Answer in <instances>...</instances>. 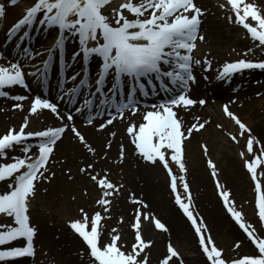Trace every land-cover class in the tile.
<instances>
[{
    "label": "snow or ice",
    "instance_id": "6c2138e0",
    "mask_svg": "<svg viewBox=\"0 0 264 264\" xmlns=\"http://www.w3.org/2000/svg\"><path fill=\"white\" fill-rule=\"evenodd\" d=\"M18 2L19 0H9L13 6ZM227 5L232 13L228 20L242 26L256 46L264 49V9L247 0H227ZM204 15L205 10L198 6L196 0H35L24 15L10 27L6 37L23 40L29 37L27 29H35L39 25L49 30L56 29L57 39L54 46L48 50V58L43 60L42 68L36 67L34 72H26L25 67L29 58L35 59V56L41 54H33L29 49L23 50V60L0 64V97L15 101L27 99L24 95H11L8 89L15 86L28 88L26 78L29 75L46 81L57 52L65 70L69 67V59L75 62L80 58L85 66L93 59L100 61L95 78L87 70L83 75L80 72L70 77L64 75V84L61 85L59 96L61 101L67 99L68 104H73L83 90L87 89L88 95L83 97L82 104L76 107L75 111L81 114L87 111L89 125L107 114L109 118L99 125L100 131L108 128L117 119L123 120L126 112L136 115L140 111L141 96L148 97L150 92L158 93L162 90L168 94V99L163 103L143 105L151 109L144 112V122L138 126L132 123L127 128L136 151L147 162H160L167 170L175 203L191 222L208 264H264V237L257 233L256 228L246 221L243 212L237 209L231 191L219 179L215 162L209 159L207 163L223 205L255 245L258 254L231 260L225 257L224 250L216 245L204 218L195 209L193 195L186 179L184 141L192 136L193 131H201L210 123L208 120L200 122L198 117L197 123L185 129L177 111L208 103L205 99L196 100L188 95L190 83L196 81L193 74L194 65L202 63L193 53L198 47L197 40H205V36L201 34ZM5 16L6 4L4 0H0V20ZM69 39L75 40L79 45L70 58L66 55ZM0 59L4 57L0 56ZM203 64L206 65V71L211 70V60L204 59ZM246 69L264 70V60L240 59L225 63L216 78L230 81L234 74ZM68 80L73 82L70 87L67 86ZM13 107L23 109V104L17 103ZM44 109L56 114L61 121L65 119L57 103L36 96L31 103L30 114L39 115ZM223 112L239 129L236 134L228 133L231 140L239 143V138H246V152L242 151L240 156L245 158L247 153L252 157L245 158V166L255 184L258 217L264 224V142L228 104L223 106ZM66 119L71 122L74 117L68 113ZM28 123V118L25 117L18 130L10 128L0 136V182L6 184V190L0 191V216L10 218V222H0V262L18 257H34L36 254L34 239L37 236V228L31 224L30 205L36 196L39 182L51 181L55 176L51 171L50 162L57 142L62 139L64 133L71 128L88 153L93 156L97 154V149L74 124L26 131ZM217 127L223 128V125ZM111 136L115 137L116 133L111 132ZM33 139L37 143L33 144ZM254 145L257 146L256 149ZM111 146L109 141L106 147ZM34 147L37 152L32 151ZM17 148L22 154L10 155ZM204 152L207 155V146H204ZM124 155V146L121 144V161ZM171 163L176 164L185 175L174 174ZM93 168L94 163H88L79 171L87 174L102 190L96 203L101 206L104 214L110 213L112 197L120 193L123 185L113 183L107 175L101 177L99 173L94 174L90 171ZM71 178L69 176V179ZM133 203L138 204L139 208L131 224L135 242L130 249L122 242L117 228H112L107 233L109 238L105 242L104 221L110 217L102 215L101 211L89 216L84 208H81V217L70 221V227L86 244L92 264H148L146 250L151 247L153 241L144 237V222H151L156 229L165 233L169 232V228L153 214L142 211L149 208L144 200L133 198ZM120 222L123 223L122 217ZM18 240L24 241L25 245L4 247ZM235 247L239 248L240 244L237 243ZM167 253L161 264H170L173 258L183 264L180 252L171 242L167 246Z\"/></svg>",
    "mask_w": 264,
    "mask_h": 264
},
{
    "label": "bare ground",
    "instance_id": "6f19581e",
    "mask_svg": "<svg viewBox=\"0 0 264 264\" xmlns=\"http://www.w3.org/2000/svg\"><path fill=\"white\" fill-rule=\"evenodd\" d=\"M197 4L205 10V15L202 17L203 23L201 32V34L205 36V45L216 47V49H218V47L226 48L223 41V21L218 17L219 12L214 0H197ZM249 44L254 45V43ZM222 50L223 51L220 53L221 59L222 56L226 59L228 53L226 50ZM259 55L264 57V49H261ZM195 66L196 74L203 70L204 72L206 71V68L202 63ZM201 67L203 70H201ZM213 72L215 71L212 70V73ZM255 77L259 80L261 77L259 72L252 73L250 76H247L246 79L244 78L233 84L237 88L245 86L246 84H253L252 81ZM230 92V87H225L223 84L219 85L218 83H216L215 86H212L206 79V84H204L203 87L199 86L193 88L192 91L189 92V96L196 100L205 99L208 103L204 106L197 104L191 109H177L178 115L182 119L183 127L185 129L197 123L198 117L200 118V122H203L204 120L210 121L204 129L198 132L193 131L192 136L184 141V159L185 164L189 169L187 177L188 181L191 183L190 190L196 202L194 205L195 209H198L197 211L202 217L206 215L207 220L212 223V229L215 233H212L211 236L216 237L221 229L224 227L226 228L229 225L230 228L228 234L234 238L235 245L239 243L240 247L244 248L243 252L246 247L247 252L257 253L258 250L255 245L237 223H234L226 215H222V211L218 205L217 196L214 195V188L216 186L215 179L212 177L211 169L207 163L209 159L215 162L221 183L231 191L234 200L240 199L241 196L239 190L241 189V180L246 178L248 171L245 166V160L237 154V152H239V147L233 146L228 139L230 136L226 134L229 132L233 134L237 133L234 122L228 118H224L225 115L223 113V106L229 104L232 100ZM220 103L223 104L221 105V111L219 112L218 104ZM14 104H16V102L11 98H7L6 101H0V134L7 132L10 128H18L25 117L31 121V126L34 127H36L38 121H41L42 126L45 127L48 125L51 127H59L62 126V124H70L66 117L64 123V120L59 121L60 119L51 116L48 112H41V115L29 116L26 114L29 109L28 103H23V109L14 108ZM260 106H262L261 109L264 108V102L260 103ZM232 111L235 113L234 109H232ZM142 115L143 111L137 112L134 116L131 115V113H127L123 120L117 119L106 131L98 130L96 125L92 127H82L74 124L75 127L86 137L89 143L97 149V154L93 156L91 153H88L87 149L80 144L78 139L74 136V133L71 131V128H69L65 138L57 145L58 156L56 157V162L50 166L51 171L55 173V176L52 177L51 181H44L46 185L50 187V192L52 194H61L63 196L58 195L66 205L73 204L70 202L69 197L73 195L74 190H72V188H76L78 185V187L82 189H77L74 192L78 208H84L89 216H92L96 212L94 204L95 200H98L101 197V194L93 192L95 182H93L87 174L81 173L79 169L86 167L88 163H94V168L90 171L94 174L99 173L105 175L102 173L103 171L101 169L107 168L106 171H110L109 168L113 165L112 161L118 159V156H120V146L122 144L125 151L124 156L128 157V160L125 161L128 163L127 165H129L131 169H133V165L139 166L144 169L142 172L148 173L147 180L151 181V190L148 200L152 201L154 211L160 213L161 217L163 216L170 226H168L169 233L164 236L156 233L157 231L151 228V226L148 227L147 224L144 226L143 234L145 239L153 241L151 247L146 250L148 253V264H154L155 262L161 264V261L166 256L164 248L166 247V242L169 236L180 239L181 245L185 248L187 254L189 251L197 253L195 257L189 256L188 264H208L201 257V254H199L201 251L196 247V240L188 223L170 201V193L165 187L163 174L160 171L161 168L155 166L156 168L152 169V166L141 163V156L136 151L135 145L132 144L130 137L128 141L126 131L123 130V127H126L127 130L132 123H135L137 126L143 123ZM242 115L245 116L246 114ZM253 117H256L255 113ZM107 119L101 123H104ZM251 120L252 118L249 119V122L251 125L255 126V135L264 142V131L260 129L258 122L254 125ZM220 121L222 122L223 128L218 131L217 125H221ZM206 129L207 131H205ZM111 132H115L116 136L112 137ZM109 141H111V148L106 147ZM204 146H207L208 148L207 155H205ZM256 147L257 146L254 145V149H256ZM243 151L246 152V146ZM246 158L252 159L247 153ZM171 165L176 169V172H179L176 164L171 163ZM69 176L72 178L69 179ZM131 184V192L135 195L134 198L145 200L148 195V189L141 184V182L135 180H132ZM118 202H120L119 207L122 208L121 212L118 210L116 211L117 208L114 206ZM113 204L115 209L111 208L110 213L104 214L108 217L110 216V219L104 221V231L106 234L104 237L107 238L105 242L109 238L107 233H109L113 227L117 226L116 216L121 214L120 216L124 217L127 210L131 208L130 196L123 193L121 196H117L113 201ZM131 221L132 220L127 219L123 226L117 228L121 234L122 242L129 249L135 242L134 230L131 228ZM228 221L230 223H228ZM246 221L256 228L257 233L261 237H264V224H262L258 217L257 219L252 217ZM67 232L70 233L68 230ZM71 237L72 238L69 239V242L71 249L73 250L72 252H75V254L77 253L87 264H92V258L90 257L86 246L82 244L81 240L76 235L72 234ZM235 245L234 248H236ZM65 252L66 249L64 247L63 251L59 253L60 256L65 257ZM29 260L30 259L21 261L20 264H32ZM170 264H174L173 261H170Z\"/></svg>",
    "mask_w": 264,
    "mask_h": 264
},
{
    "label": "rangeland",
    "instance_id": "374dc122",
    "mask_svg": "<svg viewBox=\"0 0 264 264\" xmlns=\"http://www.w3.org/2000/svg\"><path fill=\"white\" fill-rule=\"evenodd\" d=\"M214 2L219 12L218 17L221 18L223 21V41L225 43L226 48L218 47V49H216V47L205 45L204 41L197 42V45H198L197 52H198L199 59L202 61V64H203L204 59L211 60L212 67L210 71H205V72L203 68L201 67V70L203 71H200V73L196 75L193 72L196 77V81L195 83H193V86L195 85V87H199V86L203 87V85L206 84V79L210 83V85L215 86L216 83H218L215 80L216 72H213V74H210L212 73L213 69L217 68L218 70L227 61H230L236 58L237 59L252 58V59L257 60L255 56L259 55L262 49L256 46V43L252 41L251 37L249 36V34L246 33L245 29H243L242 26L236 23H232L228 20V17L231 16L232 13L229 11L230 6L227 5V0H214ZM247 2H254L259 8L264 9V0H247ZM221 5H225V7H221ZM249 43H254V45H250ZM222 49L226 50L228 53V56L226 59H224L225 58L224 56H222V59H221L220 53L221 51H223ZM245 53H247V55H245ZM204 66L206 68V65ZM252 82L253 84H246L245 86H242L237 90L230 88L231 90L230 95H231L232 100L228 105L232 107V109L235 110V113L239 115L240 118L244 120V122L252 128L253 133L255 134V126L250 124L249 122L250 118H252L251 122L254 125L258 122L260 129L264 131V108L261 109L262 106H260V103L264 102V74L263 75L261 74V78H259V80L255 77V79ZM233 101H235V103H233ZM222 104L223 103L218 104L219 112L221 111ZM254 113L256 114V117H253ZM242 114H246V115L244 116ZM224 118L227 119L228 117L225 115ZM221 125H222V122H221ZM234 126L236 127V131L238 132L239 130L238 126L235 125V123H234ZM219 129L221 130V128L218 127L217 130L219 131ZM123 130H125L124 127H123ZM205 131H207V129ZM228 139L231 141L233 146L239 147V152H237V154L240 155V153L243 151L244 147L246 146V138H239V143L232 141L230 138ZM18 150L19 148H17V150L12 153H16ZM245 158H242V159L245 160ZM127 160H128V157L127 159L124 158L123 161H121L120 157L118 156V159H114L112 161L114 164L110 166L109 168L110 171H106L107 168H102L101 169L103 171L102 173L107 175L113 183L117 185H123V187L120 190V193L117 196H121V193L123 192L127 196H130V202L133 200L132 198H134V194L131 192L132 190L131 181L135 180V181L141 182V184H143L148 189V195L144 201L145 203L149 205L148 209H142V211L153 214L155 217L159 218L163 223H165L166 226L168 227L169 226L168 222L163 218V216L161 217L160 213L154 211L152 201L148 200L149 193L151 190V187H150L151 181L147 180L148 173L142 172V170L144 169L139 166L133 165V169H131L130 166L127 165L128 163L125 162ZM54 163H55V159L53 160V164ZM186 167H187V174H188L189 169L187 165ZM153 168H156V167L153 166L152 169ZM160 171L163 174V179L165 182L166 189L170 190L169 182H168V179L165 173L163 172V170H160ZM181 174L184 175V173H181ZM99 175L102 177V174H99ZM186 179L188 181V177H186ZM188 183L189 185H191L190 181H188ZM240 188L241 189L239 191H240L241 197L240 199L235 200L237 209L243 212L246 220H249L252 217L257 219L258 217V211H257V206H256L257 193L255 191L254 181L252 180L251 174L249 172L247 173L246 178L241 180ZM77 189L79 190L81 188H79L78 185L76 188H72L74 192ZM214 189H215L214 195L217 196L218 205L220 207V210L222 211L221 212L222 215L223 216L226 215L229 219L233 221L232 217H230V215L227 214L228 212L227 213L225 212L226 208L223 205V201L218 194V190L216 186ZM74 192H73V195L69 197L70 202H72L73 204L66 205L65 202L61 200L60 197L58 196V195L62 196L61 194H57V195L52 194L50 192V187L48 189V187L42 183H41V186L38 185V190H37L35 198L32 199L31 201V209H30L31 224L37 228V236L34 239V243L36 247L35 248L36 254L34 258L32 259L30 258L29 260L32 264H87L86 261H84L77 253L75 254V252H72L73 250L71 249L70 242H69V239L72 238L71 236L74 233L73 229L71 230L70 221L79 219L81 217L80 208H78V203L76 201ZM93 192L102 194V190L99 188V186L96 183L93 187ZM171 197L172 196L169 194L170 201L172 202ZM113 198H116V196L112 197V199ZM96 201L97 199L95 200V203H94L96 211H101L102 214L104 215L101 209V206H99L96 203ZM120 202L116 203L114 206H116L117 208L116 211L118 210L121 212L122 208L119 207ZM195 203L196 202L194 200V205ZM138 208L139 206L137 204L131 205V209H128L126 214H124V217H122L123 223L120 222L121 214L117 215L116 216L117 220L115 218L117 222L116 224L117 226L113 228H120L121 226L124 225V222H126L127 219L132 220L131 222L132 224L134 222L135 212ZM203 218L206 224L208 225V229L210 230V233L211 234L215 233L214 230L212 229L213 228L212 223H210L207 220L206 215H204ZM228 223L230 222L228 221ZM146 224L148 225V227L151 226V228H153L155 231H160L156 229L154 225L149 221L144 222L143 228ZM229 228L230 226L228 225L226 228L224 227L223 229H221L218 232L219 234L217 236L215 235L216 237L212 236L216 245L219 248L224 250V255L226 258L231 260V259H239L244 256H251V255L258 254V252L257 253L247 252L246 247H245L244 252H243L244 248L242 247L234 248L235 240L233 237H231L228 234ZM67 230L71 232L68 233ZM160 232L161 233L159 232H156V233L162 234L163 236L169 233V232L165 233L163 231H160ZM103 239L106 240L107 238L104 237ZM170 242L180 252L182 260H183V264H188L189 256L195 257L197 255V253H192V251H189L187 254V251L181 245V240L173 238L172 236H169L166 242V247L164 248L166 255H168L167 246ZM64 247L66 249L65 257H61L59 253L63 251ZM196 247L199 250L197 241H196ZM201 257L204 259L205 258L204 254ZM172 261L174 264H180V261L177 258H173ZM10 264H20V262L17 261V262H13ZM154 264H157V262H155Z\"/></svg>",
    "mask_w": 264,
    "mask_h": 264
}]
</instances>
